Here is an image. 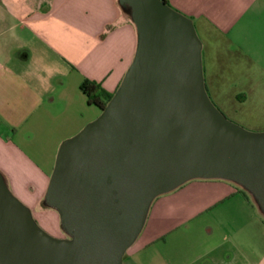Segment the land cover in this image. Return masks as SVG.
Instances as JSON below:
<instances>
[{"label":"water","instance_id":"95a60500","mask_svg":"<svg viewBox=\"0 0 264 264\" xmlns=\"http://www.w3.org/2000/svg\"><path fill=\"white\" fill-rule=\"evenodd\" d=\"M136 31L130 65L97 118L58 147L44 194L65 238L44 232L0 175V264H122L157 197L226 180L264 213V132L211 103L192 21L162 0H118Z\"/></svg>","mask_w":264,"mask_h":264},{"label":"crops","instance_id":"0c3cea01","mask_svg":"<svg viewBox=\"0 0 264 264\" xmlns=\"http://www.w3.org/2000/svg\"><path fill=\"white\" fill-rule=\"evenodd\" d=\"M167 2L207 36L230 35L244 20L264 15V0ZM135 48V27L118 0H0V175L31 212L59 145L100 114L73 87L87 79L114 93ZM36 138L49 144L48 155L28 160L17 146ZM27 188H36L37 200ZM247 193L215 179L192 180L159 196L124 253L125 264H264V215ZM205 213L213 217L209 247L201 244L181 260L160 256L157 244Z\"/></svg>","mask_w":264,"mask_h":264},{"label":"rangeland","instance_id":"374dc122","mask_svg":"<svg viewBox=\"0 0 264 264\" xmlns=\"http://www.w3.org/2000/svg\"><path fill=\"white\" fill-rule=\"evenodd\" d=\"M195 32L201 43L203 79L211 103L227 120L244 130L251 133L264 132V15L254 20H244L232 35L216 36L210 33L207 36L196 29ZM67 89L72 90L71 83L67 84ZM73 90L83 100L78 88L73 87ZM81 102L85 106V102ZM10 143L17 145L14 141ZM26 143L27 146L17 148L28 160L30 156L39 160L48 155L50 148L46 141L36 138L27 140ZM4 180L11 194L28 208L25 200L13 193L8 180ZM26 190L33 193L32 199H38L36 188ZM44 194L35 205L34 212L29 210L32 218L48 235L65 238L56 210L43 203ZM247 194L256 204L251 194ZM261 220L264 221V217ZM212 222L211 214L205 213L190 223L187 229L168 237L167 244L159 243L154 248L165 259L181 260L184 256L190 257L201 244L204 249L211 245L207 229ZM122 264H125L124 255Z\"/></svg>","mask_w":264,"mask_h":264},{"label":"trees","instance_id":"16d2710c","mask_svg":"<svg viewBox=\"0 0 264 264\" xmlns=\"http://www.w3.org/2000/svg\"><path fill=\"white\" fill-rule=\"evenodd\" d=\"M162 1L168 5L167 0ZM78 90L86 99L87 105L94 106L99 111H102L104 109L113 95V93H107L98 84L87 79H84L80 83Z\"/></svg>","mask_w":264,"mask_h":264}]
</instances>
